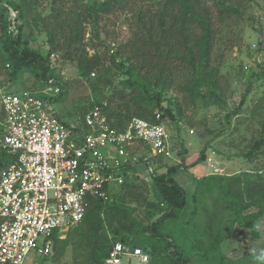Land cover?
<instances>
[{"label": "trees", "instance_id": "1", "mask_svg": "<svg viewBox=\"0 0 264 264\" xmlns=\"http://www.w3.org/2000/svg\"><path fill=\"white\" fill-rule=\"evenodd\" d=\"M148 1L137 0L136 5L132 1L129 7V0H5L16 13V34L9 32L7 9L0 1V69H7L12 79L31 70L42 87L48 77H59L49 66V55L59 53L62 61L74 66L91 93L87 106L78 108L81 120L76 124L69 123L70 113L58 115L55 110L61 122L77 128H83V119L94 106L101 108L114 128H124L133 117L153 122L155 112L162 120L177 124L182 106L169 92L178 81L179 90L192 100L224 103L218 91V70L211 65L212 49L221 23L238 13L237 7L245 0ZM114 7L129 8L133 18L131 36L116 48L101 39L98 27ZM24 23L45 34V55L23 40ZM88 27L92 35L86 39ZM87 47L94 52L89 54ZM111 67L121 76L117 82L109 75ZM67 92L68 82L64 81L54 104L62 102ZM243 103L244 98L238 105ZM260 110L264 112V101ZM239 112V107L227 110L228 125ZM257 121L258 135L247 141L243 138L246 144L239 151L256 168L194 177L190 195L172 176L185 168L181 162L168 166L162 157L154 156L153 164L149 159L143 162L147 150L137 145L139 162L128 168L129 174L112 196L89 197L82 220L64 239L52 233L51 259L59 260L70 245L74 251L71 264H103L112 243L120 241L146 253L147 264H264V251L237 258L221 252L222 242L235 234V226L249 230L252 237L259 235L256 222L264 216V163L259 165L258 160H264V116ZM239 127L237 123L230 133ZM3 131L0 109V137ZM206 131L211 135L214 130ZM230 143L241 145L234 140ZM204 158L202 152L199 160ZM14 160L0 145V173ZM148 166L152 168L151 182L138 176ZM202 212L205 218L201 222Z\"/></svg>", "mask_w": 264, "mask_h": 264}, {"label": "built area", "instance_id": "2", "mask_svg": "<svg viewBox=\"0 0 264 264\" xmlns=\"http://www.w3.org/2000/svg\"><path fill=\"white\" fill-rule=\"evenodd\" d=\"M1 4L7 9L9 32L16 34V13ZM49 66L60 74L58 53L49 55ZM62 84L60 77L50 76L41 89L32 91L0 87V145L15 159L0 173V264H23L32 249L49 255L53 232L63 238L82 220L89 197L107 199L123 183L128 168L139 162L137 145L155 157L171 156L165 121L158 112L153 122L133 117L124 128H114L94 106L83 128L61 122L53 98ZM151 174L148 166L138 176L149 182ZM133 259L147 264L148 255L115 241L103 264H132Z\"/></svg>", "mask_w": 264, "mask_h": 264}, {"label": "rangeland", "instance_id": "3", "mask_svg": "<svg viewBox=\"0 0 264 264\" xmlns=\"http://www.w3.org/2000/svg\"><path fill=\"white\" fill-rule=\"evenodd\" d=\"M0 1L5 2V0ZM132 1L136 5L137 0H129V7ZM140 1L145 0H138ZM147 2L149 3L148 0ZM237 8L238 13L221 23L211 54V65L217 68L220 78L218 91L225 105L224 103L205 104L201 99H190L187 94L179 90L180 81L176 82L178 86L173 87L169 92L178 102H181L182 115L177 120V124L165 120L171 156L162 157L165 160L163 164L169 166L181 162L185 166L173 172L172 176L187 195L192 193L194 177H202L207 172L231 175L256 168L254 164L248 163L243 156L239 155V151L244 148L245 141L251 136L258 135L260 124L257 119L264 116V112L260 110L261 102L264 101V0L241 1ZM46 12L47 9L43 11V14ZM132 23L133 18L129 14V8L122 11L114 7L112 13L99 21L101 39L110 43V46L115 45L116 48L131 36ZM34 28L24 23L22 38L28 42V46L40 50L45 55L46 36ZM91 35L90 27H88L85 38L88 39ZM87 50L89 54L94 52L90 47H87ZM59 57H61L60 54ZM62 62L63 67L59 70L58 76L63 83L68 82V92L62 102L54 104V108L58 115L61 111L70 113L72 118L68 120L69 123L76 124L81 120L78 108L87 106L91 93L87 85L80 82L74 66L67 61ZM109 75L115 82L121 79L120 74L115 72L113 67ZM94 76L95 74L91 75V77ZM202 80L205 81L204 78ZM0 87L14 92L42 88L35 82L33 72L27 69L21 71L15 79L8 75L7 69H0ZM109 90L110 88L107 91ZM242 98L244 103L240 107L238 104ZM238 107L240 112L231 118L228 125L224 118L225 113L227 110L232 111ZM237 123L240 125L239 129L231 134L230 131ZM206 128L213 129V133L208 135ZM243 138L245 141L242 142ZM232 140L241 145H231ZM112 151L117 153V150ZM202 152L205 158L199 160ZM145 156L153 164L152 159L155 156L153 157L149 151ZM258 160L259 165L264 163L263 159ZM207 161L215 167V170L208 166ZM208 199H210L209 196L205 201L209 202ZM206 206L209 207V205ZM141 215L140 211L139 216ZM204 215L202 212L199 218L201 222L205 218ZM256 226L259 232L257 238L252 237L249 230L235 226V234L222 242L221 252L226 256L237 258L254 250L264 251V216L257 220ZM67 233L60 239H64ZM50 254L42 256L32 249L25 256L23 264H71L74 257V251L70 245L66 247L59 260H52ZM123 264H126L125 261ZM132 264H137L135 259L132 260ZM193 264L198 263L193 262Z\"/></svg>", "mask_w": 264, "mask_h": 264}, {"label": "crops", "instance_id": "4", "mask_svg": "<svg viewBox=\"0 0 264 264\" xmlns=\"http://www.w3.org/2000/svg\"><path fill=\"white\" fill-rule=\"evenodd\" d=\"M162 160L165 161L164 159H162ZM208 174H213V172H207L205 175H208Z\"/></svg>", "mask_w": 264, "mask_h": 264}, {"label": "bare ground", "instance_id": "5", "mask_svg": "<svg viewBox=\"0 0 264 264\" xmlns=\"http://www.w3.org/2000/svg\"><path fill=\"white\" fill-rule=\"evenodd\" d=\"M208 162V161H207ZM210 167V166H209ZM210 168H213L214 170H215V167L213 166V167H210Z\"/></svg>", "mask_w": 264, "mask_h": 264}]
</instances>
